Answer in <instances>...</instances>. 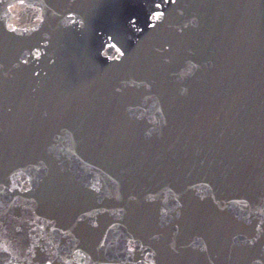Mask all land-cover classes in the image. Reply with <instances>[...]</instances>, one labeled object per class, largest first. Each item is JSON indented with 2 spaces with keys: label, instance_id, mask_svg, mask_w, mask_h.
<instances>
[{
  "label": "water",
  "instance_id": "water-1",
  "mask_svg": "<svg viewBox=\"0 0 264 264\" xmlns=\"http://www.w3.org/2000/svg\"><path fill=\"white\" fill-rule=\"evenodd\" d=\"M0 264H264V0H66Z\"/></svg>",
  "mask_w": 264,
  "mask_h": 264
},
{
  "label": "clouds",
  "instance_id": "clouds-1",
  "mask_svg": "<svg viewBox=\"0 0 264 264\" xmlns=\"http://www.w3.org/2000/svg\"><path fill=\"white\" fill-rule=\"evenodd\" d=\"M185 92L187 91V89L184 90Z\"/></svg>",
  "mask_w": 264,
  "mask_h": 264
},
{
  "label": "snow or ice",
  "instance_id": "snow-or-ice-1",
  "mask_svg": "<svg viewBox=\"0 0 264 264\" xmlns=\"http://www.w3.org/2000/svg\"><path fill=\"white\" fill-rule=\"evenodd\" d=\"M157 15H159V14H157Z\"/></svg>",
  "mask_w": 264,
  "mask_h": 264
}]
</instances>
